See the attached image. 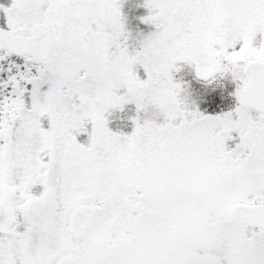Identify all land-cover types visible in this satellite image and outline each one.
<instances>
[{
	"label": "snow or ice",
	"instance_id": "6c2138e0",
	"mask_svg": "<svg viewBox=\"0 0 264 264\" xmlns=\"http://www.w3.org/2000/svg\"><path fill=\"white\" fill-rule=\"evenodd\" d=\"M122 2L0 6V264H264V0H145L135 51ZM181 62L234 110H189Z\"/></svg>",
	"mask_w": 264,
	"mask_h": 264
},
{
	"label": "rangeland",
	"instance_id": "374dc122",
	"mask_svg": "<svg viewBox=\"0 0 264 264\" xmlns=\"http://www.w3.org/2000/svg\"><path fill=\"white\" fill-rule=\"evenodd\" d=\"M124 3L126 4L127 7H129V9L125 10L126 6L124 8ZM144 3L145 0H123L122 2L121 13L125 24V30L129 34L128 46L130 51L139 50L142 42L148 36H150L152 33L156 31L153 25L146 24L143 22V18L149 14L148 10L143 6ZM0 6L10 7L11 3L3 4L0 2ZM261 43H264V36L258 34L256 39L254 40V46L259 47ZM177 66L179 67L180 71L174 72L173 75H174V81L181 85L179 99L184 102V104L189 110L196 111V109L194 108L191 102V100L193 101L194 99L193 94L195 87L197 85H200V83L203 86L204 83L207 81L199 78L196 75V71L193 66L183 62L179 63ZM139 75L141 76V78H144L142 69L140 70ZM228 75H229V79L226 81L227 83H224V87H223V95L225 100L227 96L233 97L234 99L236 98L234 95L237 89V82L233 79L231 73H228ZM219 76L221 75L217 74V76L212 80L215 79L217 80ZM129 107L130 108L128 111V118L131 121L133 127L131 128V132L127 135H130L134 130L135 127V124L133 123L134 120H143L145 118L143 113H138L136 105L134 103H129ZM234 108L235 107H233V109H227L219 114L220 115L226 114L228 112L233 111ZM211 116H215V115L211 114ZM79 140L81 142H84L86 140V137H80Z\"/></svg>",
	"mask_w": 264,
	"mask_h": 264
},
{
	"label": "trees",
	"instance_id": "16d2710c",
	"mask_svg": "<svg viewBox=\"0 0 264 264\" xmlns=\"http://www.w3.org/2000/svg\"><path fill=\"white\" fill-rule=\"evenodd\" d=\"M127 9H129V7L126 6L125 10ZM228 79L229 75L228 73H225L219 76L217 80H211V82L207 81L203 86L201 83L200 85H197L193 94L194 99L193 101L191 100L196 111L203 115L211 116V114H213L217 116L220 115L219 113L224 112L227 109H233V107H236V98L234 99L233 97L227 96L225 100L223 95L224 83H227L226 81ZM129 108V103H127L123 106V110H112L111 114L107 115L110 131L122 135H127L131 132L133 126L128 118Z\"/></svg>",
	"mask_w": 264,
	"mask_h": 264
},
{
	"label": "flooded vegetation",
	"instance_id": "af4514ba",
	"mask_svg": "<svg viewBox=\"0 0 264 264\" xmlns=\"http://www.w3.org/2000/svg\"><path fill=\"white\" fill-rule=\"evenodd\" d=\"M11 1L12 0H0V2L3 3V4L11 3ZM6 24H7V18H6V16H5V14L3 12H0V27L7 28Z\"/></svg>",
	"mask_w": 264,
	"mask_h": 264
}]
</instances>
